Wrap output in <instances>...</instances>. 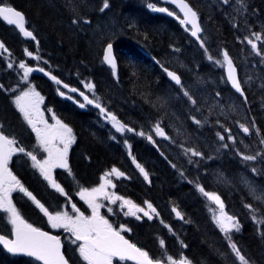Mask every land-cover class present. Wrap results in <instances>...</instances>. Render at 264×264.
<instances>
[{"label": "trees", "instance_id": "1", "mask_svg": "<svg viewBox=\"0 0 264 264\" xmlns=\"http://www.w3.org/2000/svg\"><path fill=\"white\" fill-rule=\"evenodd\" d=\"M186 1L200 18L203 28L201 40L207 51L216 58L221 50L231 54L238 42L230 32V23L220 12V7L225 9L227 5L216 0L212 3V0ZM245 1L253 9L250 3L253 4L254 0ZM158 2L172 7L161 0H108L109 7L100 12L103 0H6L25 15L26 27L36 39L25 38L14 25L0 19V41L7 49L5 53H0V85H3L0 88V129L8 137L15 138L17 146L23 147L26 152L38 148L35 132L15 105L20 79L7 63L8 57L15 63L26 61L25 49L39 56L45 71L63 83L78 87L82 81L92 82L93 92L103 108L134 129L127 131L125 136L117 134L113 138L111 130L102 124L96 108L82 109L63 100L59 85L44 73L35 72L31 79L45 106L53 107L75 136L67 156L71 174L68 169L57 168L54 177L67 195L53 189L33 168L30 157L24 153L13 155L10 169L24 188L49 212L59 211L64 203L69 202L86 213L88 208L79 198L78 191L97 186L101 177L115 167L124 173L123 177L114 180L116 193L132 198L139 205L151 202L156 215L149 219L141 214L137 219L136 216L117 213V218L110 215L107 220L116 228L123 225L127 230L122 232L146 250L152 259L166 261V254L179 257L183 251L193 264H239L237 259H233L228 239L213 223L208 204L197 187L204 185L208 189L210 182L206 178L205 161L208 158L212 164L214 160L209 157V152L202 153V156L186 152V149L200 152L195 145L196 138L202 144V149L203 144L209 149L220 148L219 135L225 121L209 115L206 106L203 115V106L191 103L178 89L179 85L174 84L164 71L170 69L162 63L165 53L176 48L186 55L192 39L177 18L148 7V4L155 6ZM167 9L176 12L175 9ZM209 9L214 11L213 15ZM229 10L230 15L235 14L233 8ZM85 18L90 23L85 24ZM73 19L79 22L73 24ZM108 19V28L100 30L97 26L99 22ZM109 42L113 43L118 60L115 73L103 60V49ZM231 58L234 62V58ZM218 71L223 73L221 68ZM226 89L232 90L228 84ZM262 95V92L254 89L248 103L255 105L264 97ZM170 112L185 116L191 124L188 128L194 133L191 141L193 137L195 140L190 145H179L175 139L166 140L181 156L190 160L185 165L168 153V148L161 141L147 138L154 137L152 125L158 118ZM193 117L201 123L196 124ZM217 119L221 124L216 123ZM140 132L144 135H139ZM125 141L130 143V151ZM224 158L229 163L237 161L239 157L237 152L229 153L228 150ZM137 164L148 173V179L144 178ZM222 196L230 207L226 212L235 216V206L240 202L237 194L229 196L224 191ZM11 199L24 220L52 230L47 216L24 193L13 191ZM174 206L184 214L183 218L176 215ZM240 222L243 232H235L231 236L232 242L243 251H249L255 260L263 264V237H260L250 215L242 214ZM0 233L11 236V225L7 223V214L2 210ZM63 240L64 251L71 264H86L79 255L77 244H72L66 238ZM161 240L164 241L163 246ZM0 264L41 263L29 257L12 255L0 245ZM115 264L135 263L116 260Z\"/></svg>", "mask_w": 264, "mask_h": 264}, {"label": "rangeland", "instance_id": "2", "mask_svg": "<svg viewBox=\"0 0 264 264\" xmlns=\"http://www.w3.org/2000/svg\"><path fill=\"white\" fill-rule=\"evenodd\" d=\"M161 1H165V0H161ZM213 1L214 0H212L211 2L209 1V2L212 3ZM216 1L217 3L224 4L222 0H216ZM158 5H155V6L157 8L175 9L176 12H173L170 9L168 10L169 12L174 13V15L172 16H174L175 18L177 17H179L180 19L184 18L183 15L179 12V10L175 6L172 5V7H169L167 5H162L160 2H158ZM224 5L225 6L227 5L226 8L224 9L220 7L221 9L220 12L224 15L226 20L232 26L231 27L232 33H234L236 37V41L238 42V44H236L237 46H234V48L231 50V54L228 51L227 52L230 58L233 57L235 60L234 62L239 69V74H240L241 82L243 83V85L248 86L249 88H251V90L253 89L258 90L257 88H254V85L255 84L257 85L259 82L260 85L258 86V88L260 89V92L263 93L262 96H264V81H263L264 80V39L255 41L257 44V49L262 54H257V51L253 50L251 45H249L247 43V40L245 39L246 37L255 39V37L252 36L251 30L249 28L251 25V20L257 14V12H255L253 9H250L249 4L245 0H242V2L241 0H229V3L224 4ZM229 8H233L235 14L230 15L228 13L230 11ZM209 12L210 14L213 15L214 11H212V9H209ZM209 12H208V15H209ZM259 14L263 15L264 11L260 12ZM108 16L109 15H107V17ZM107 17H105V19ZM180 19H177V20L180 22ZM242 21L245 22L244 31L241 29ZM99 23L100 24H98L97 26H99L100 30L104 31L105 28H108L109 19L108 21H102V22L100 21ZM182 25L185 27L186 31L188 32V34L190 35L192 39L191 45L189 42V46L191 47L186 49L185 51L186 55H182L181 49H176V48H173L172 50L169 49V51H167L165 55L163 56L162 63L165 67L170 68V70L177 72L178 75L181 76L182 87L181 85H179L178 89L180 91H183V93L187 91L189 95L191 96L192 100L196 101V104H200L203 106L204 108L202 110L203 115H205L204 111H205V106H206L207 108L206 112L209 115H213L214 117L221 118L222 120L225 121L224 124H222V129L220 132V135L224 136V139L223 140L220 139L221 140L220 148L212 147L211 149H209L205 144H203L204 147L202 149V144L199 142V140H197V138L195 140V138L193 137V140L191 141L194 133L188 128L191 126V124L188 122L187 118L183 115L178 116L177 113L173 114L171 112L167 116L159 117L158 121L152 125V131L154 133V137L152 138L153 140L158 139L159 141H161L162 145L164 144L163 146L166 149L168 148L167 152L172 154L173 157L178 162L182 163L183 165L189 163L190 160L181 156L179 154V151L175 149L166 140L175 139V141H177V144L179 145L180 144L190 145V144H193V141L195 140V145L200 150L201 153L207 154L209 152V157L212 160H214V163L212 164L210 162V159L208 158L206 159L207 161H205L206 169L208 173V176L206 178L209 180L210 183L208 185V189H206L204 185H199V186L203 187L206 192H211V193H215L219 195L221 200L223 201L225 212L228 208L230 209V207L226 205L224 201V197L222 196V193L226 191L227 194H229V196H233V194H237L238 196L237 199L240 202L238 205L235 206V211L231 209L234 211V214L236 213V215L232 216L231 214L226 212L229 216L234 217L235 220L238 221L240 225V231L237 232L233 229L232 232L230 233L231 236L235 232L237 233L243 232V228H242L243 224L240 222V216L244 213L250 215L252 220H253V215L256 216V220H253V222L255 223L256 229L260 235L261 232H264V223H258L257 221L264 220V203L255 199L254 195L250 192L249 185L255 187L257 196L260 195L262 191H264V144L261 143V140H264V135H263L264 129L262 132L260 129V127L264 128V97L261 98L258 101V103L254 105V108H253L254 116L255 117L258 116L259 120L262 121V124H261L262 126H261L259 125V123H257L258 121L256 122L255 117L253 118L251 113H247V106L243 105V102H241L242 100L240 99V97H238L234 91L232 90L227 91L226 89V86L228 84L227 79L225 77V71H224L226 64L222 66L220 64L215 63L216 60L223 61V53L225 52V50H221L217 58L214 57L208 51H205V49L207 50L205 45L201 47V41H202L201 35L199 36V39L196 40L191 35V26L188 24L187 25L182 24ZM242 33L245 36L244 38H242V35H241ZM0 43L2 42L0 41ZM1 52L5 53L6 51H4L3 49H0V53ZM188 54L191 56H188ZM26 56H27L26 61H23V62L28 67L33 68V71L28 74V77L26 80L23 79L24 72H23V69L19 68V63L13 62L10 57H8V60H7L8 64L13 65V67L9 69L15 72V74L20 79V84L18 85L20 89H17L16 96L20 95L24 91H28L29 88H33L35 92H37L36 85L34 82H32L31 77L33 73L41 72L39 71V69L40 68L44 69L45 67L43 61L35 58L36 55L33 54L32 57H29L26 54ZM209 56H212L213 59L209 60L208 59ZM259 64H263V66H259ZM220 68L223 69V73L218 71V69ZM42 73L47 75L51 80H52L51 77L54 76L52 74L49 75L45 71V69ZM184 74L186 75L185 78L182 77V75ZM54 82L56 83V81ZM225 82L227 84H225ZM89 83L93 85V83L90 81L89 82L82 81L81 86H78V87L67 84L69 86L68 88L64 87V84L66 83L61 82L59 84L57 83L56 84L59 85L60 87L59 92L64 93V95H61L63 100H67L70 103L75 104L79 108H82V109L96 108L100 115L102 124L106 125L108 129L111 130L113 137L116 136L117 134H119V136L120 134L121 136H125V133L127 131L123 133L117 132L116 129L113 127L111 121L105 119L106 113H101L100 109H98L95 106L96 103L100 104V101L98 97L96 96V94L93 92L94 88L89 89L85 87V84H89ZM72 88L78 89V91L72 92L70 90ZM81 92H83L84 95L87 96L90 100H93L94 103L88 104L87 101L84 100V97L80 95ZM217 93H220V95L217 96ZM40 97L42 96L40 95ZM69 97H71V99H69ZM32 99L35 100L36 98L33 97ZM80 104H84L85 106L80 107ZM39 109H40V112L43 114V119L46 120L48 124H55V120L52 119L53 114L55 115L57 119L62 121L64 124H66L63 121V119L57 115L53 107L45 106L44 99L41 102H39ZM158 112H160L159 109H158ZM216 123H218V125L221 124L219 119H217ZM157 124H159V126L164 130L166 134L165 136H159L156 134L155 126ZM241 124L245 125L246 127L250 129L249 133H244L242 131L240 127ZM37 126L43 127L42 124H38ZM67 126L69 127V125ZM229 134H231V136L233 137L232 140L228 139ZM72 136L74 137V140H75V136L73 132H72ZM116 138H119V137H116ZM36 139H37V136H36ZM37 143H38V140H37ZM225 144L228 145V147H224ZM125 146L130 151L131 147L128 141H125ZM16 147H18L17 144H16ZM157 147H158V144H157ZM228 150H229V153L233 151L238 153L239 158L237 161H234V162L230 161L228 163V161L225 160L224 157L227 154ZM129 151L128 153L131 155ZM32 153L33 155L37 157L38 160H41V161L45 159V157L47 156V153L39 146V143H38V148L34 150ZM258 153L260 155H257ZM252 155L257 156V158L255 160H244L243 159V156H252ZM168 156H171V155H168ZM31 162L33 166V161L31 160ZM33 168L39 171L38 168L36 167H33ZM253 168L256 169V172L252 171ZM56 169L57 168L52 169L53 179L55 177ZM110 171L111 169L108 170L107 172H110ZM116 178H120V177H116L115 175L108 177V179L112 181V184L108 185V187L106 188V191L109 194H115L116 196H119L115 191V187L112 186L114 185V180ZM101 183H102V180L97 186L87 188V189L99 187ZM210 186H213V187H210ZM81 189L78 191V193L81 191ZM201 194L205 198L208 204V208L210 210L209 212L211 215L210 217L213 223L215 224L217 229L225 235V233L221 230V227L219 226V224L213 218L214 214L216 216L220 215L218 205L215 202L210 201L203 193ZM78 196L80 197V195ZM120 197H123V196H120ZM123 198L125 200H131L134 204L140 207H143L145 211H149L151 216L155 214V213H152L151 210L147 208L146 204L139 205L132 198H127V197H123ZM83 201L85 202V205L88 208V212L84 213V215L91 216L92 209L89 207V205L86 203L85 200ZM97 203L101 205L100 215L103 216L105 219L109 218L110 215H113V218H117L118 217L116 215L117 213L124 215V213L128 211V206L125 205L121 207L122 201H119V200L115 204H113L111 203V201L103 197H99L97 200ZM148 203L151 204V202L149 201ZM249 204L252 205L253 209H256L255 212L250 211L249 208L246 207V205H249ZM109 208L112 209L111 212L108 211ZM174 209H175V213L177 211L181 212L177 208H175V206H174ZM65 211L68 212L70 216L77 215V213L72 208V204L69 202L64 203L62 208L56 212H65ZM141 214L144 215L143 213L138 212L137 216H140ZM183 215L184 214L181 212L182 217ZM55 229L60 230L62 228H55ZM66 235L69 241H71V239H74V237H71L70 233L66 232ZM260 237L262 238L261 235ZM78 244L79 242H77V247H78ZM237 247L240 248L241 253L245 255V257L251 262V264H260L257 260H255V258L251 255L249 251H243L242 248L239 247L238 245ZM168 256H171V255L166 254L165 255L166 261L162 260V264H167ZM181 256L186 257L192 262V260L189 257H187L183 251H181L179 257H175V256H172V257L178 260ZM233 259L236 260L234 254H233ZM237 262L239 263L238 260Z\"/></svg>", "mask_w": 264, "mask_h": 264}, {"label": "snow or ice", "instance_id": "3", "mask_svg": "<svg viewBox=\"0 0 264 264\" xmlns=\"http://www.w3.org/2000/svg\"><path fill=\"white\" fill-rule=\"evenodd\" d=\"M172 3H177V0H171ZM224 4H228L229 0H222ZM242 2V0H241ZM178 6L184 14V18L180 19L181 24H190L191 25V35L199 39L198 33L201 32V27L197 22V13L194 11L185 0H178ZM109 7L108 0H103V6L99 9L100 12H103ZM148 7L158 12H167L169 15H174V13L169 12L167 8H156L153 4H148ZM0 19H3L8 25H14L20 33L25 37H29L32 40H35L36 37L32 31H29L26 28V18L25 15L17 10L15 7L6 3V0H0ZM79 21L73 19L72 23L77 24ZM85 24L90 23L86 18L83 20ZM252 36L255 39L245 38L247 43L251 45L252 49L257 51V54H262L257 49L256 40L264 39V36L258 33H252ZM203 41H201V47H203ZM0 49L7 51L3 43H0ZM205 51H207L205 49ZM26 54L29 57L33 56L31 51L25 49ZM40 59L39 56L35 57ZM209 60H212L213 57L209 56ZM103 60L105 63L109 64L113 72L115 73L116 69V60L113 56V45L108 43L105 49ZM216 64L227 66V80L231 82V86L235 89L236 92L240 93L241 96H244V91L241 86V81L237 76L236 68L233 64L232 59L230 58L227 51L223 53V61L216 60ZM12 64H8V68H12ZM19 68L23 69L24 75L23 79H27L28 74L33 71V68L28 67L23 61L19 63ZM39 71L43 72L44 69L40 68ZM167 72V75L176 82V84L181 85V79L176 73L169 72L167 69H164ZM50 75V74H49ZM52 80L56 81L57 84L61 81L57 80L55 76L51 77ZM65 88L69 86L64 84ZM86 88L93 89L92 84H85ZM182 87V85H181ZM0 88H3V85H0ZM72 92L78 91V89H70ZM60 95H64L63 92ZM84 97V100L88 104L94 103L93 100H90L83 92L80 93ZM185 96H188L189 100L193 104L196 103L195 100H192L191 96L187 91L184 92ZM220 93H217L219 96ZM36 99L33 100L32 98ZM71 99V97H69ZM43 100V97H40L39 93L35 92L33 88H29L28 91L22 92L20 95L15 98V105L19 111L23 114L24 120L32 130L36 133L39 146L47 153L45 159L38 160L32 152H26L23 147H16L17 141L15 138H9L4 134L2 129H0V210L7 214V223L11 225V237L8 235L0 234V245L3 246L6 251L12 255H25L28 257L34 258L36 261L42 262V264H69V260L65 258L64 253L61 251L62 244L61 240L57 236L50 235L48 232L42 231L40 228L34 227L32 224L28 223L20 215L15 205L11 200V193L15 190H19L29 197L37 208L48 218V222L51 224L52 228H63L66 232L71 234L72 244H77L79 242L77 250L80 257L86 264H113V258L118 257L119 260H135L136 264H162L161 260H154L150 258L148 252L143 251L138 248L135 244L130 243L124 238L121 234L122 231H126L123 225L119 229L113 228V226L100 215L101 205L97 203L99 197H103L111 203L115 204L118 200L122 201L123 206H128V211L125 212V215L136 216L137 219L140 217L137 216L138 212L144 214L149 219L151 215L149 211H145L143 207H140L134 204L131 200H125L123 197L116 196L115 194H109L106 191L108 185L112 184V181L108 177L115 175L116 177H123L124 173L117 168H112L110 172L105 173L101 177L102 183L99 187L87 189L82 188L78 193L81 199L85 200L89 207L92 209L91 216H85L83 212H80L76 205L73 204L72 208L77 213L75 216H70L68 212H56L55 214L49 212L48 208L45 207L31 192H29L20 181L11 173L8 168V164L13 154L16 152L24 153L26 156L30 157L33 161V167L39 169L41 175L50 183L51 187L56 191L67 195L64 188L58 184L55 179L52 177V169L54 168H64L68 169L67 163V154L70 144L73 142L74 137L72 136V130L62 121L57 119L53 114L52 119L55 120V124H48L46 120L43 119V114L39 109V102ZM246 100V97H245ZM84 104H80V107H84ZM95 106L100 109L101 113H106L105 119L110 120L113 127L117 132L123 133L125 131L132 132L134 129L127 127V125L121 123L117 117L111 112H107L99 103H96ZM50 111V110H49ZM193 120L196 124H200V120H196L193 117ZM38 124H42L43 127H38ZM244 133H249L250 129L245 125H240ZM155 132L159 136H165L164 130L157 124L155 126ZM139 135L143 136L144 133L140 132ZM219 135V134H218ZM114 138V137H113ZM149 140L152 139L151 136L147 137ZM221 140L224 139V136L219 135ZM229 140H232L233 137L231 134L228 136ZM261 143L264 144V140H261ZM228 147V145H224ZM186 152H191L193 156H202V153L195 151L194 149H186ZM257 155H260L259 153ZM257 156H243L244 160H255ZM134 159V158H133ZM137 167L140 169V172L143 173L144 178L148 179V173L137 164ZM69 174L71 170L68 169ZM253 172H256V169H252ZM114 187V185H112ZM199 191L203 193L210 201L215 202L219 207L220 215H213V218L221 227V230L225 233L226 239L229 241V245L232 253L235 258L239 261V264H251V262L241 253L240 248L237 247L236 243L232 242L230 233L234 229L235 231H240V225L234 217L229 216L224 211V204L220 196L206 192L203 187L197 185ZM250 192L254 195L255 199L264 203V191L260 195H256L255 187L249 185ZM147 208L151 210L152 213H155L156 210L153 206L145 202ZM250 211L255 212L256 209H253L252 205H246ZM175 211V209H173ZM109 212L112 211L111 208L108 209ZM158 215V213H157ZM178 217H181L180 212H176ZM253 220H256V216L253 215ZM258 223H264V220L257 221ZM260 235L264 237V232H261ZM160 244L163 246L164 241L161 240ZM167 264H192V262L184 256H181L178 260L174 259L172 256L167 257Z\"/></svg>", "mask_w": 264, "mask_h": 264}, {"label": "flooded vegetation", "instance_id": "4", "mask_svg": "<svg viewBox=\"0 0 264 264\" xmlns=\"http://www.w3.org/2000/svg\"><path fill=\"white\" fill-rule=\"evenodd\" d=\"M251 5L253 6V10L255 12H257V14L252 18L251 25H250L249 29L251 30V33H258V34H261L262 36H264V14L263 15L259 14L260 12L264 11V0H254L253 4L251 3ZM244 26H245V22L242 21L241 29L243 31H244ZM231 27L232 26H230V29H231ZM230 32L232 33V29L230 30ZM241 35H242V38L245 37L243 33ZM234 37H235V35H234ZM259 66H263V64H259ZM238 71H239V69H238ZM239 76H240V74H239ZM240 80H241V77H240ZM241 84H242V87H243V90H244V96H241L240 94H237V96L240 97V99L242 100L241 102H243V105L247 106V113H251L253 118H254L255 117L254 114H253L254 105L252 106L251 103H248L249 102L248 98L251 97V93H252V91L254 89L251 90V88H249L248 86H244L242 82H241ZM259 85L260 84L258 82L257 85L256 84L254 85V88H257L260 91V89L258 88ZM245 97H246V100H245ZM255 119H256V122L258 121L257 123H259V125L262 124V121L259 120L258 116L255 117ZM260 129H261V132H262L264 128L260 127ZM64 232L66 233L65 230H64ZM113 261H114V258H113Z\"/></svg>", "mask_w": 264, "mask_h": 264}, {"label": "water", "instance_id": "5", "mask_svg": "<svg viewBox=\"0 0 264 264\" xmlns=\"http://www.w3.org/2000/svg\"><path fill=\"white\" fill-rule=\"evenodd\" d=\"M168 3H170V4H172L173 6H175L178 10H179V12L183 15V17H184V14H183V12L180 10V8H179V6H178V0H177V3H172L171 2V0H166ZM185 2L186 3H188L186 0H185ZM189 4V3H188ZM189 6L192 8V6L189 4ZM193 9V8H192ZM18 10V9H17ZM194 10V9H193ZM20 11V10H19ZM195 11V10H194ZM197 22L199 23V25H200V27H201V29H202V26H201V23H200V19H199V17H198V15H197ZM188 25H190V24H188ZM26 26V25H25ZM191 26V25H190ZM27 28V27H26ZM28 29V28H27ZM29 30V29H28ZM30 31V30H29ZM201 33H202V30H201V32L200 33H198V36H200L201 35ZM22 34V33H21ZM23 35V34H22ZM25 37V36H24ZM194 37V36H193ZM26 38H28V39H31V38H29V37H26ZM196 40H198L197 39V37H194ZM109 43H111V42H109ZM108 44V43H107ZM107 44L105 45V47H104V49H103V57H104V53H105V49H106V46H107ZM112 45H113V43H112ZM113 56L115 57V60H116V68H117V66H118V60H117V57H116V53H115V49H114V45H113ZM108 67H110V68H112L109 64H107V63H105ZM233 64H234V62H233ZM235 66V65H234ZM235 68H236V71H237V76H238V78H239V73H238V70H237V67L235 66ZM169 72H174V73H176V75H178V73L177 72H175V71H172V70H169ZM179 77H180V75H178ZM225 76H226V79H227V66L225 67ZM180 79H181V77H180ZM240 79V78H239ZM172 80V79H171ZM228 81V80H227ZM241 81V80H240ZM172 82L173 83H175L176 84V82L175 81H173L172 80ZM228 83H229V85H230V87L233 89V91L234 92H236L235 91V89L231 86V82H229L228 81ZM241 86H242V84H241ZM243 88V87H242ZM244 91V90H243ZM236 93H238V92H236ZM238 94H240V93H238ZM5 134V133H4ZM6 135V134H5ZM10 138V137H9ZM11 139V138H10ZM10 162V161H9ZM8 168H9V164H8ZM34 196V195H33ZM35 227V226H34ZM37 228H40V227H37ZM42 231H45V232H48L50 235H53V236H57V237H59L60 238V240H61V244H62V248H61V251L64 253V255H65V258H67L68 259V257L66 256V254H65V252H64V244H63V240H62V237L60 236V235H58V234H55V233H53V232H51V231H49V230H47V229H44V228H40ZM1 234V233H0ZM123 236H124V238L126 239V240H128L130 243H132V244H134L127 236H125L123 233H121ZM4 235V234H3ZM9 238H12V237H10L9 236ZM138 248H140V249H142L141 247H139L138 245H136ZM6 250V249H5ZM143 250V249H142ZM144 251V250H143ZM19 256H24V257H28V256H25V255H22V254H20ZM29 258H32V257H29ZM116 258H118V257H116ZM32 259H34V258H32ZM35 260V259H34ZM69 260V259H68ZM128 261H130V262H133V263H136V261L135 260H128ZM38 262H40V261H38ZM42 263V262H41ZM69 264H71L70 263V261H69Z\"/></svg>", "mask_w": 264, "mask_h": 264}, {"label": "bare ground", "instance_id": "6", "mask_svg": "<svg viewBox=\"0 0 264 264\" xmlns=\"http://www.w3.org/2000/svg\"><path fill=\"white\" fill-rule=\"evenodd\" d=\"M28 28V27H27Z\"/></svg>", "mask_w": 264, "mask_h": 264}]
</instances>
